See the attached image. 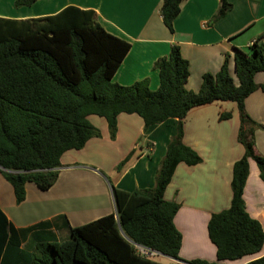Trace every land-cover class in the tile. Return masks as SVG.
<instances>
[{
    "label": "trees",
    "instance_id": "16d2710c",
    "mask_svg": "<svg viewBox=\"0 0 264 264\" xmlns=\"http://www.w3.org/2000/svg\"><path fill=\"white\" fill-rule=\"evenodd\" d=\"M36 0H14L28 6ZM184 0H162L160 16L173 31V20ZM231 8L219 0L213 23ZM130 43L106 31L91 9L68 5L45 16L15 19L0 16V172L12 187L17 203L25 199V183L48 189L58 175L62 154L82 148L99 135L89 115L104 118L110 137L116 133L117 116L136 114L144 128L166 119L178 120L155 173L151 188L124 191L112 184L115 212L87 223L71 226L64 215L17 228L0 208V264H224L259 252L264 232L250 218L243 203V188L253 159L264 182V157L254 151V131L261 127L245 111L244 100L264 85L254 81L264 71V33L246 51L235 48V78L224 57L215 73H204L197 91L187 89L189 63L172 45L167 56L154 61L159 71L155 90L145 79L129 85L112 76ZM235 103L239 115L237 138L243 155L232 166V197L226 209L212 213L207 233L216 248L215 261L181 259V233L173 222L179 204L164 199L163 193L176 165L197 164L201 158L183 143L182 122L194 106L213 101ZM231 113H220V119ZM130 152L117 166L122 168ZM64 220L68 238H37L22 245L26 233ZM175 259L162 263L141 250ZM244 264H264V254Z\"/></svg>",
    "mask_w": 264,
    "mask_h": 264
},
{
    "label": "crops",
    "instance_id": "0c3cea01",
    "mask_svg": "<svg viewBox=\"0 0 264 264\" xmlns=\"http://www.w3.org/2000/svg\"><path fill=\"white\" fill-rule=\"evenodd\" d=\"M228 1L231 8L210 23L219 0H184L173 20L172 32L160 16L162 0H36L19 7L14 6V0H0V16L15 19L45 16L68 5L91 9L106 31L130 43L112 76L113 81L129 85L145 79L149 88L155 90L159 71L154 61L167 56L171 46L177 45L189 63L185 86L197 91L202 75L218 71L225 56L232 75L235 48L246 51L264 33V0ZM254 81L264 85V71L257 72ZM244 108L261 125L254 131V151L264 157V90L258 88L249 94ZM228 111L230 117L220 119V113ZM88 119L99 135L89 138L82 148L62 154L57 178L48 189L26 183L25 199L14 208L6 209L0 200V208L15 227H28L58 215H64L71 226L81 225L115 212L111 184L124 191L154 185L155 173L169 140L176 133L178 120L169 118L145 129L138 115L121 113L117 116L115 136L110 137L104 118L89 115ZM238 128V111L229 100L194 106L183 119V143L201 160L194 165L178 163L163 193L164 199L179 204L173 222L181 233L178 252L181 259H216L207 222L212 213L226 209L231 201L232 166L244 152L237 138ZM130 152L132 156L119 171L118 164ZM79 185L84 188L77 191ZM242 198L246 214L259 221L264 232V182L253 159H249ZM61 203L62 207L57 205ZM57 231L62 236L68 235L64 220L56 219L26 233L22 245L29 246L37 238L52 236L62 240ZM263 254L264 244L255 254L222 263L244 264Z\"/></svg>",
    "mask_w": 264,
    "mask_h": 264
},
{
    "label": "rangeland",
    "instance_id": "374dc122",
    "mask_svg": "<svg viewBox=\"0 0 264 264\" xmlns=\"http://www.w3.org/2000/svg\"><path fill=\"white\" fill-rule=\"evenodd\" d=\"M232 76H233L234 79H236L234 73H232ZM26 183L35 186L32 182H26ZM83 188L84 187L82 185H79L76 188V190L79 191L80 189H83ZM25 196H26V189H25ZM0 200L3 203V205L5 206L6 209L14 208V207L18 206L22 202V201L20 203L16 202V200L14 198V195H13L12 187L9 184V182L3 177L1 172H0ZM57 205L60 206V207L63 206L62 203L61 204H57ZM86 220H88V219H86ZM57 232H58L57 234H58L60 239L63 240V239L68 238V235L62 236V233L60 231H57ZM147 251L149 252V255L152 256L157 261H160V262H163V263H169V262L172 261V257L166 256V255H163V256L161 255L160 256V255L157 254V252L150 251V250H147ZM144 252H146V250H144Z\"/></svg>",
    "mask_w": 264,
    "mask_h": 264
},
{
    "label": "built area",
    "instance_id": "2783aa9c",
    "mask_svg": "<svg viewBox=\"0 0 264 264\" xmlns=\"http://www.w3.org/2000/svg\"><path fill=\"white\" fill-rule=\"evenodd\" d=\"M142 252H144V250H141ZM144 253H146V252H144Z\"/></svg>",
    "mask_w": 264,
    "mask_h": 264
},
{
    "label": "water",
    "instance_id": "95a60500",
    "mask_svg": "<svg viewBox=\"0 0 264 264\" xmlns=\"http://www.w3.org/2000/svg\"><path fill=\"white\" fill-rule=\"evenodd\" d=\"M148 254H149V252H148Z\"/></svg>",
    "mask_w": 264,
    "mask_h": 264
}]
</instances>
